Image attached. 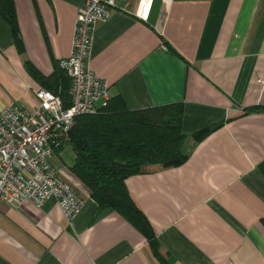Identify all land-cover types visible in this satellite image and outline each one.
<instances>
[{
  "label": "crops",
  "instance_id": "obj_1",
  "mask_svg": "<svg viewBox=\"0 0 264 264\" xmlns=\"http://www.w3.org/2000/svg\"><path fill=\"white\" fill-rule=\"evenodd\" d=\"M82 3L12 0L14 37L0 19V110L35 107L40 86L23 62L49 76L70 53ZM87 68L127 110L182 105L186 160L124 181L168 264H264V111L253 110L264 108V0H115ZM73 163L64 142L53 150L57 178L83 202L71 225L53 201H0V264H158L117 213L93 218Z\"/></svg>",
  "mask_w": 264,
  "mask_h": 264
},
{
  "label": "trees",
  "instance_id": "obj_2",
  "mask_svg": "<svg viewBox=\"0 0 264 264\" xmlns=\"http://www.w3.org/2000/svg\"><path fill=\"white\" fill-rule=\"evenodd\" d=\"M0 19L14 37L17 27L12 0H0ZM23 68L41 89L59 97L62 109L70 106L69 82L58 62H53L52 73L47 77L41 76L28 61L23 62ZM181 117V103L130 111L116 95L96 114L75 117L65 142L74 154L70 171L87 188L96 206L93 218L104 210L117 213L145 238L158 264H168L167 256L161 254L153 231L130 198L124 181L145 173L148 166L173 168L186 160ZM218 127L200 130L191 138L198 142ZM57 141L63 143L61 138Z\"/></svg>",
  "mask_w": 264,
  "mask_h": 264
},
{
  "label": "built area",
  "instance_id": "obj_3",
  "mask_svg": "<svg viewBox=\"0 0 264 264\" xmlns=\"http://www.w3.org/2000/svg\"><path fill=\"white\" fill-rule=\"evenodd\" d=\"M114 6L115 0H83L76 9L70 53L58 60L69 82L67 109L58 96L38 88L32 90V110L16 105L0 110V201L36 208L53 201L67 225L79 214L83 202L57 178L50 159L61 144L57 139L66 142L72 120L96 114L108 101L106 82L89 71L87 62L94 28L107 21Z\"/></svg>",
  "mask_w": 264,
  "mask_h": 264
}]
</instances>
